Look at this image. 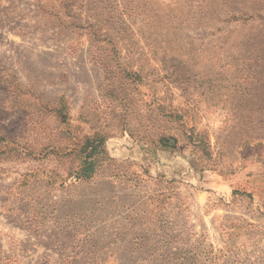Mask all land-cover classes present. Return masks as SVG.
<instances>
[{"label":"rangeland","instance_id":"1","mask_svg":"<svg viewBox=\"0 0 264 264\" xmlns=\"http://www.w3.org/2000/svg\"><path fill=\"white\" fill-rule=\"evenodd\" d=\"M0 264H264V0H0Z\"/></svg>","mask_w":264,"mask_h":264}]
</instances>
